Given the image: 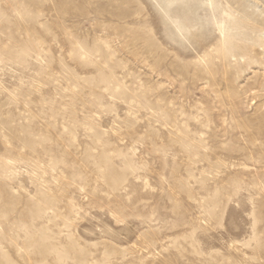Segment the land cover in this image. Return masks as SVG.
I'll return each mask as SVG.
<instances>
[{
  "label": "rangeland",
  "instance_id": "1",
  "mask_svg": "<svg viewBox=\"0 0 264 264\" xmlns=\"http://www.w3.org/2000/svg\"><path fill=\"white\" fill-rule=\"evenodd\" d=\"M0 264H264V0H0Z\"/></svg>",
  "mask_w": 264,
  "mask_h": 264
}]
</instances>
